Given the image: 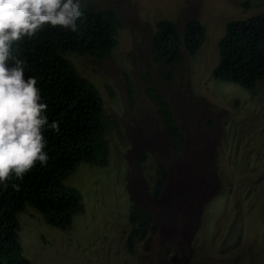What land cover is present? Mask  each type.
<instances>
[{"label":"rangeland","instance_id":"374dc122","mask_svg":"<svg viewBox=\"0 0 264 264\" xmlns=\"http://www.w3.org/2000/svg\"><path fill=\"white\" fill-rule=\"evenodd\" d=\"M81 5L115 12L117 43L101 58L61 54L95 85L103 112L118 129L107 134L104 164L80 162L63 179L79 191L83 206L66 228L50 225L27 204L16 214L23 255L32 264H179L190 252L189 264H264V77L248 89L212 76L225 23L264 14V0ZM161 18L172 20L179 33L190 18L203 27L200 44L191 54L180 44L181 58L172 67L153 60L149 50ZM146 86L167 101L180 151L173 149ZM159 163L167 175L154 192ZM131 198L157 225L132 251L125 242Z\"/></svg>","mask_w":264,"mask_h":264},{"label":"trees","instance_id":"16d2710c","mask_svg":"<svg viewBox=\"0 0 264 264\" xmlns=\"http://www.w3.org/2000/svg\"><path fill=\"white\" fill-rule=\"evenodd\" d=\"M81 12V17L76 20V31L45 25L33 36H26L12 46V55L24 61L25 76L37 80L42 102L47 105L45 115L49 123L58 121L60 130H44L45 151L49 155L45 165L37 162L22 179L13 174L5 183H0V264H32L22 253L17 233L16 214L26 204L38 209L47 223L59 228H66L72 214L83 209L79 191L63 185V179L80 162L104 164L107 134L112 128L118 129L115 119L103 112L95 85L81 76L61 51L103 57L117 43L120 21L107 7L81 5ZM202 30L196 18L188 19L181 33L172 20L158 19L149 39L153 60L172 67L181 58L180 44L188 53H193L202 39ZM217 50L218 60L212 76L252 89L254 82L264 77V14L228 20L217 41ZM170 74L165 73L167 77ZM124 78L127 97L132 102V88L126 73ZM145 90L156 106L155 113L167 131L173 149L180 151L178 130L167 101L151 86H146ZM145 157V152L140 153L138 160ZM157 171L159 176L153 186L154 192L167 175V169L161 163ZM127 222L125 242L130 251L137 242L157 230L149 213L132 198ZM190 256V252H184L179 264H189ZM174 257L172 254L170 259Z\"/></svg>","mask_w":264,"mask_h":264},{"label":"clouds","instance_id":"9594fccd","mask_svg":"<svg viewBox=\"0 0 264 264\" xmlns=\"http://www.w3.org/2000/svg\"><path fill=\"white\" fill-rule=\"evenodd\" d=\"M81 15V0H0V183L13 174L22 179L37 162L45 165L44 130H60L45 115L37 80L12 55L13 43L45 25L76 31Z\"/></svg>","mask_w":264,"mask_h":264}]
</instances>
